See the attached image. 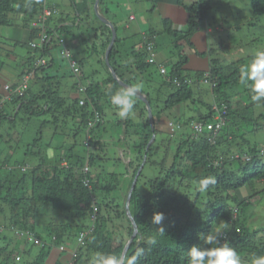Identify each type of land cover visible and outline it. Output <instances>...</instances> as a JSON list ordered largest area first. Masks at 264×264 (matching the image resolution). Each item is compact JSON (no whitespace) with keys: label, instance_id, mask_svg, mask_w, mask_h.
Segmentation results:
<instances>
[{"label":"trees","instance_id":"1","mask_svg":"<svg viewBox=\"0 0 264 264\" xmlns=\"http://www.w3.org/2000/svg\"><path fill=\"white\" fill-rule=\"evenodd\" d=\"M44 1L55 10L51 15L54 17L48 21L52 40L41 51L30 46L36 30L30 29L29 24L36 18ZM94 2L0 0V39L11 41L13 47L0 44V150L7 152L5 157L0 152V163H12L18 167L0 172V215L6 217V227L21 229L26 236L30 234L31 240L34 237L39 240L38 243L30 241L32 246H39L31 264H45L53 249L59 245L67 246L71 237H74L72 240L84 236L72 260L61 262L56 258L54 264H89L95 252L121 255L127 237L133 231L132 222L127 216L124 221L115 218L121 214L118 195L114 194L115 198L106 204V208L114 206L117 216L104 211L102 199L108 193H118L130 187L145 154L129 201L138 232L125 258L134 254L137 248H143L144 255L137 264H188V248L194 244L202 245L203 237L215 233L218 224L223 222L229 227L218 234L219 239L221 243L227 241L238 252L243 264H249L252 254L264 255V238L261 237L264 227L251 229L248 224L252 218L251 197L264 190V186L259 190L255 188V184L264 182V143H257L253 135L260 128L264 131V102L251 100L248 89L240 84L237 67L224 71L221 65H217L219 58L213 56L217 53L216 44L230 46L233 41L247 43L258 39L250 32L257 29L255 19L264 16V0H250L247 19L244 14L238 16L235 13L239 8L229 0H99L98 10L101 7L107 14L116 33L107 61L104 52L111 41L112 30L93 11ZM53 4L60 7L59 13ZM166 4L184 10L187 14L185 28L173 27L172 7L167 6V9ZM134 7L146 12L142 19L154 13L158 14L161 23L142 28L144 20L136 22ZM131 24L135 25L133 33L127 31ZM10 25L16 32L11 37L1 31ZM205 25L211 26V34L216 36H211V43H207L212 48L200 51L193 36ZM61 40L67 42L71 57L81 67L78 77L73 76L67 64L63 66L66 57H54V51L59 48L61 53L64 47ZM150 51L157 53L151 63L147 61ZM191 51L208 57L207 70L187 67ZM35 56H51L52 59L49 66L37 70L24 94H12L10 99L1 103L2 85L10 80L8 76L12 78L15 73V82H20L33 65ZM160 63L167 67L164 74L159 71ZM110 67L129 85L141 83L142 78L147 82L160 78L159 82L145 84L147 90L141 88V92L146 94L150 107L153 105L156 112L162 111L158 107L161 102L165 109H171L190 101L193 114L186 118L187 126L190 121L216 122L214 104L218 105L222 109L220 127L195 135L191 130L177 133L180 126L174 125L171 130L168 126L170 137L157 141L156 132L163 131L155 126L153 114L154 128H151L150 119L145 114L147 107L139 97L134 109L135 121L132 117H113L109 123L104 115V107H112L108 90L122 87ZM70 77L74 78L72 85L64 88L63 80ZM188 79L192 81L188 82ZM204 81L209 90H202ZM81 84L87 85L83 92L79 90ZM162 88L168 91L167 96ZM75 92L85 94L83 104L73 96ZM205 92L212 94L211 100L203 96ZM7 101L11 104L10 109L6 108ZM257 106L260 108L256 114ZM20 114L29 118L49 114L50 119L43 123L54 129L49 137L40 133L28 143L26 139L22 140L21 127L26 121ZM107 132L116 136V140L105 136ZM152 133L155 138L146 147ZM22 141L26 144L19 145L18 142ZM111 141L115 143L112 149L108 148L114 144ZM116 145L124 151L126 149L125 154H133L125 166L129 179L104 168V163L116 158L110 156L116 153ZM50 148L54 151L51 159L47 156ZM86 159L92 171L87 178L88 181L91 179L90 187L83 181L82 168ZM62 161L67 164L61 166ZM110 162L114 165L113 161ZM21 165L29 167L21 171ZM145 166L148 170L153 166L155 171L147 175L143 171ZM207 177L214 178L215 183L201 189L200 182ZM245 187L255 190L256 194L251 192L243 198L237 196ZM43 204H50L69 219L59 221L61 217H52L51 228L38 229L40 224L36 219ZM94 204L98 209H93ZM154 212L165 214L163 235L151 222ZM115 222H124L126 237L114 228ZM150 236L156 237L155 245L146 243ZM0 239L10 240L2 232ZM8 244L0 245V264H15L16 250L9 249ZM30 251L28 248L27 252Z\"/></svg>","mask_w":264,"mask_h":264},{"label":"rangeland","instance_id":"2","mask_svg":"<svg viewBox=\"0 0 264 264\" xmlns=\"http://www.w3.org/2000/svg\"><path fill=\"white\" fill-rule=\"evenodd\" d=\"M249 2H250V0H229V3H231L232 5H236L239 8V10L236 11L235 13L238 14V16L240 14H244L245 19H247V17L250 14ZM172 6H173L172 10H174L175 7H177L175 5H171L170 7H172ZM66 8L69 9V6ZM92 9L101 20L106 19V20L111 22V20H109L106 17L107 14L106 13L104 14L101 7H100L101 11L98 10V8L95 9V2H94ZM140 10H141V8H139V7L133 8V11L135 12L134 14H135L136 19H137L136 22H139V20H144L142 28H148V27H152V26L155 27V26H158L160 24V21L158 20V16L154 13H149V15L144 16L145 19H142V16L146 12L144 11V13H142V11H140ZM173 14H174V12H173ZM136 22L134 21L135 25H136ZM134 24H131L130 25L131 28H129L127 30L129 33H133L134 28H135ZM176 24L177 23H175L174 25H176ZM255 24H257V29L254 28V33L250 32V34H255V37H258V39H255L254 41L247 42V43L242 42L243 40L242 41L237 40V41H233L230 46H226V45L221 46L218 44L214 45L215 48L217 47V53H214L213 56L219 58L217 65H221L224 71H227L229 69V67H232V68L237 67V69L239 70L242 65L249 62L250 58L247 59L248 57L252 58V56L254 55V53L256 51L264 50V16H262L261 18H256ZM1 31L6 36H10V37L12 36V33L13 34L16 33L13 30V28L11 27V25L7 26V27L4 26ZM239 34H240V32H239ZM239 34H237V36H239ZM211 36L215 37L216 35L210 34V35H208L207 39L203 35H201V39H200V34L197 32L193 36L194 37L193 41L197 47H201L202 49L206 50L208 48H212V46L207 45V43L209 42L208 39ZM64 38L66 39V37H64ZM223 38H224V35H223ZM0 43L2 45H5L4 47H6V48L13 49L12 44H11L12 42L7 41L4 38L0 39ZM18 52L20 53V51H18ZM54 53L57 55V57H62L59 48L56 49L54 51ZM189 60L190 61H188V63H187L188 68H193L191 65L197 67L198 69H202L203 67H207V66L209 67V61H208L207 56H203V55L198 56L195 53L191 52L189 55ZM237 60H239L238 63H236ZM67 63H68L67 60H65L63 63V66L66 67ZM101 74L105 75V72L103 69L101 70ZM14 79H12V80L16 81ZM142 79H143V81H141V83H139V84L142 85V88L144 91L147 90V87L144 86L145 84L154 83L155 81L159 82V80H160V78H158V77L151 79V82L150 81L147 82L145 80V78H142ZM73 81H74L73 77L64 79L63 80L64 88L70 87L72 85ZM136 81H138V78ZM119 85H122V84H119ZM122 86H124V85H122ZM201 86H202V90H205V89L209 90V86H208L207 82H202ZM162 91H163L165 96H167L169 94L168 91L164 88H162ZM142 94L146 96L145 93H142ZM203 96L209 100L212 99V94L210 92H205V94ZM138 104L140 106H142V102H139ZM10 106H11V104L7 101L6 102V108L10 109ZM144 106H145V104H144ZM158 107L160 110H162L161 112H156V108L153 105L151 106V113L153 114V119L156 122L155 126H156L157 122L164 124V126H162L160 128L156 126L158 129H161L163 131L161 133L156 132L157 141L160 140V138L164 139V138L170 137L169 136L170 133L168 131L169 125L167 124V122L170 120H175V121L181 122L182 126L179 128L177 133H185V132L191 130L190 127L185 124L186 118H188L189 116H191L193 114V110H192L193 105L190 101H187L186 103L177 104L174 107H172L171 109L170 108L165 109V107H163V102L159 103ZM162 107H163V109H162ZM214 107H215L216 113H217L215 116V119H217V121H218L219 113L222 109L219 108V106L216 104H214ZM259 108H260L259 106L256 107V110H255L256 114L259 112ZM11 109H12V107H11ZM107 111L109 112V114ZM113 111L114 110L112 108L104 107V115H105V118L108 121H110L109 123H111V117L116 115ZM23 114L19 115V116H22L26 121V123H25L26 125L23 124L21 127V129H22V140L26 139V141L29 143L30 140L34 138V136H36V135L39 136L40 133H43L46 137H49L51 130H53L54 128H51V126H46L43 123L44 121H47L50 119L49 114H42L39 116H30V118L24 116ZM145 114L149 118L148 110ZM135 116H136V113H135ZM135 116L132 117L134 121L137 119ZM106 119H105V121H106ZM17 121H19V119ZM138 121H139V119H138ZM260 129L261 130H259V132L257 134H253V135L255 136V140L257 141V143H264V136H263L264 131H262L263 128H260ZM105 136H108L110 139L116 140V136H113L110 132L105 133ZM60 139H61V136H60ZM53 142L56 143L57 141L53 140ZM111 142L114 143V141H111ZM18 143H19V145H21V144L25 145L26 144L23 141L18 142ZM15 144H13V145H15ZM114 145H115V143L112 144L108 148L112 149V147ZM114 150L116 153H114V155L110 154L111 158H112V156H113V158H115V156H116L115 159L110 160V161L114 162V165H112V163L109 161V162L104 163V166H105L104 168L110 172L113 171V172L118 173L119 176H121L120 174H122L127 179H129V176H128L129 174H127L125 172V166H126V163H128L131 160V157H133V154L132 153H130L129 155L125 154L126 149L124 151V149L118 145H116ZM122 151L124 152V154ZM0 152L3 154L4 157L7 154V152L4 150H2V151L0 150ZM154 168L155 167L151 166L149 169L150 170V173H149V170L145 166L143 171L145 174L151 175L152 172L155 171ZM92 175L94 176L95 174L92 173ZM104 180H106V179H104ZM263 186H264L263 181L255 184V188L257 190H259ZM128 189H127V187H125L124 189L119 190L118 193H116V192L115 193H113V192L108 193L107 197H105V199H102L104 211L109 212L110 214H112L114 216H117V214L114 212V208H113L114 206H112V204H110V206H112V207L106 208V204L110 203L109 201L111 200V198H115V195H118V197H119L118 200H119V202H121V207H120V213L121 214L119 215V217H115V218L124 221L125 217H126L125 207H124V211H122L121 209L123 208L122 202H124V198H125V196H127L126 193L128 192ZM254 191L255 190L250 191L249 188L245 187L240 192L242 195L247 196V194H250L251 192H254ZM255 194L256 193L254 192L253 195H255ZM251 200L253 202V206L250 210V212H252V218H249L248 224L250 225V227H252L251 229L256 228V227L257 228H263L264 227V190L258 192L256 196H252ZM61 212L62 211L53 209L50 204L41 205L40 206V213L38 214L37 219H36V221L40 224V225H38V229H47L45 227L51 228L50 222L53 221L52 217H54V218L55 217L56 218L61 217V218H59V221L68 220L69 218L66 217V215H63V213H61ZM30 220H32V219H30ZM0 221H2V222L4 221V215H0ZM57 223H59V222H57ZM115 225L116 226L114 228L117 229L118 231H120L123 234V236L126 237L127 230H126V225L124 224V222H123V224L115 222ZM5 231L6 232L4 234L10 238V240H8V241H10L8 244L9 249L15 248L16 252L20 254V259H15V264H31L32 261L34 260V257L36 255L38 249H39V246H32L31 243L26 242V240L24 239V234L15 235V231L10 230V229H6V228H5ZM261 237L264 238V234H261ZM71 238H74V237H71ZM71 238H69L67 241L68 244L66 246V250L60 251V249H58V247H55L45 264H54V261L56 258L59 259L61 262L62 261L67 262L71 258V252L73 250H75V247H76L75 239L71 240ZM127 239H128V237H127ZM6 241L0 239V245H3V244L5 245ZM22 248H27V249L30 248L31 251L27 252V249L25 251H23Z\"/></svg>","mask_w":264,"mask_h":264},{"label":"clouds","instance_id":"3","mask_svg":"<svg viewBox=\"0 0 264 264\" xmlns=\"http://www.w3.org/2000/svg\"><path fill=\"white\" fill-rule=\"evenodd\" d=\"M35 2L40 3L41 0H35ZM98 2H99V0H98ZM44 4L46 7H49L53 10L52 13L50 15H48L46 17V19L43 21L42 17H41V12H42L43 7H41V9L36 14V18L33 19L29 24L30 29L34 28L36 30V36L30 41V46L33 47L34 49H40L41 51L44 48H46L49 45L50 40H52L53 35L48 33V31H49L48 30V21L52 17H54L51 15L54 13V10H55L53 7L46 5L45 1L43 2V5ZM53 5L55 6L56 11L59 13L61 11L60 7H58V5H55V4H53ZM97 8H98V5H97ZM37 16H38V19H37ZM133 17H134V15L131 16V18H133ZM42 22H43V25H42ZM33 23H35V24H33ZM208 28H210L209 32H211V26H209V25L203 27V29H200V30L207 32L206 29H208ZM200 30H198L197 32L199 33ZM41 31L47 34V40L45 42H43L42 44H36V45L32 46L31 43L33 41L34 42L37 41ZM7 41H9V40H7ZM60 42L63 43V45H64V47L61 48V51H62V49L65 48L69 52L68 57L63 56V57L67 58V62H68L67 67L71 70V73L73 74V76L75 75L78 77L80 75L79 73L81 70V67H80L78 61L71 57V49L68 48V46L66 44L67 42L64 43V42H62V40ZM3 46H5V45H3ZM106 50H107V48H106ZM106 50L104 52V59L106 57ZM151 52H153V51H150V54H148V56H147V61L150 63L155 61L154 58L152 61H150ZM46 55H48V54H46ZM61 55H62V52H61ZM155 55H157V53L154 52V56ZM54 57L57 58L56 55H54ZM107 57H108V54H107ZM51 59H52L51 56H35L34 57L35 61H34L33 65L24 74V76L22 77V80L20 82L17 83L13 80L6 81L2 85V88L4 90V94H3V97L1 99V103L10 99L12 94H17V95L24 94V92L29 87L28 85H29L30 80L31 81L33 80L34 75L37 72V70L49 66V64H50L49 61ZM40 60H43L44 63H40ZM72 63L74 64V66H72ZM161 67H164L166 71L161 72L160 71ZM159 71H160V73L164 74L167 72V67L164 64L160 63L159 64ZM239 72H240V77H239L240 84L248 89L250 96H251V100L254 102H264V50L256 51L254 53V55L252 56V58L249 60V62H247L246 64H244L240 67ZM24 80L26 82V88H23L22 91H20V92L17 91L16 88L19 87L20 84ZM126 84H128V83H126ZM5 85H8V88H5ZM86 87H87L86 84H81L79 86V90L81 92H83L86 90ZM141 88H142V85L139 83H136V84H132V85L122 86L115 91H112L111 89L108 90L107 95H108V98L110 101V105L112 106L111 108L114 110L115 114L120 119H127V118L135 116V110L134 109H135V105L137 103V99L140 95ZM76 97L79 98V104H83L84 99L86 98L85 94H82L80 92H79V94L76 95ZM151 118H152V116H151ZM151 122H152V119H151ZM170 122H172L174 125L178 124L180 127L182 125L180 121L170 120L167 123H170ZM191 122H194V121H190L188 126L190 127V129L192 131V128L190 125ZM169 130H171L170 125H169ZM47 156L49 159H51L54 156V151L51 148L48 149ZM245 159H248V157L245 156ZM63 162L64 161H62L60 163L61 166H65L67 164L66 161H65V164H63ZM84 166H87V167L89 166L87 159L85 160L83 167ZM28 167H29L28 165H24V166L21 165L19 168L21 171H24ZM13 168L17 169L18 167H17V165H14L12 163H4V164L0 163V172L10 171ZM91 172H92L91 168H89L88 174L85 175L83 173V168H82V173L84 175L83 181L86 178H88V176L91 174ZM90 181H91V179L88 181V185H86V184L85 185L90 187ZM214 183H215L214 178L207 177V178H204L200 182V187H201V189H204V188H207V186L209 184H214ZM241 190H243V189H241ZM241 190H239V193L237 194V196H240V198L247 197L248 194H247V196L242 195L240 192ZM93 209H98L96 204L93 205ZM125 211H126V208H125ZM126 216L128 217L127 213H126ZM94 217H95V214L91 216V219H94ZM165 218H166L165 214L162 212H154L152 217H151V222L157 227L160 235H163L165 233L164 227H163V221L165 220ZM136 227H137V224H136ZM228 227H229V225L227 224V222H223V223L218 224V226L215 230V233H210V234L203 237L202 245L201 244H194L190 248H188V250H187L188 264H243L242 258L240 257L238 252L232 246H230V244L227 241L221 243V241L219 239L218 234L220 232L224 231L225 229H228ZM5 228H8V227L5 226ZM10 230H12V229H10ZM0 231H2L1 227H0ZM13 231H15V235L24 234L21 231V229H16ZM137 232H138V228H137ZM29 237H30V234L27 236L24 234V239H26L28 241V243H30V241H32V240L34 242H37V243L39 242V240L36 237L32 238V240ZM83 237L84 236H81V237H78L77 239H75V242H76L75 249L82 244ZM129 238L130 237H128V239ZM128 239L126 240V242L128 241ZM126 242H125V244H126ZM6 243H9L8 240L6 241ZM146 243L148 245H155L157 243V239L155 236H150L147 238ZM125 244H124V246H125ZM58 249L66 250V246L59 245ZM22 250L25 251L26 249L22 248ZM74 253H75V250H73L71 252V258L68 260L69 262L72 260V256L74 255ZM15 255H17L15 257L16 259H20L19 253L16 252ZM143 255H144V249L143 248H137L136 251L134 252V254H132L131 256H129L127 258H125L122 254L116 255V254H111V253L95 252L91 255L90 260H89V264H137L139 258L142 257ZM249 264H264V255L252 254V256L249 260Z\"/></svg>","mask_w":264,"mask_h":264},{"label":"built area","instance_id":"4","mask_svg":"<svg viewBox=\"0 0 264 264\" xmlns=\"http://www.w3.org/2000/svg\"><path fill=\"white\" fill-rule=\"evenodd\" d=\"M52 11L53 10L51 8L46 7L44 4L42 12H41L42 20L44 21L46 19V17L52 13ZM33 24H35V23H33ZM42 25H43V22H42ZM46 40H47V34L41 31L37 41L36 42L33 41L31 43V45L34 46L36 44H42ZM61 52H62V56H66V57L69 56V52L67 49L64 48V49H62ZM153 57H154V52H151L150 61L153 60ZM40 63H44V61L40 60ZM72 66H74L73 63H72ZM160 71L165 72L166 70L164 67H161ZM5 88H8V85H5ZM23 88H26L25 80L20 84L19 87L16 88V90L20 92V91H22ZM220 124H221L220 123V115H219L218 121H216L215 123H212V122L201 123V122H196V121L190 123L192 131L195 135H198V133H201L204 130L208 131V130H212V129H214V130L218 129L220 127ZM169 125H170L171 129L175 128L174 124L172 122H170ZM175 126L178 127L179 125L177 124ZM63 164H65V162H63ZM88 172H89V168L87 166H84L83 167V173L86 175V174H88ZM85 184L88 185V179L87 178L85 179Z\"/></svg>","mask_w":264,"mask_h":264},{"label":"water","instance_id":"5","mask_svg":"<svg viewBox=\"0 0 264 264\" xmlns=\"http://www.w3.org/2000/svg\"><path fill=\"white\" fill-rule=\"evenodd\" d=\"M97 5H98V0H95V9H97ZM103 20H104L106 23H108V24L110 25L111 30H112V38H111V41H110V43H109V45H108V47H107V50H106V57H105V59H106V61H107V60H108L107 54L109 53V50H110V48H111V46H112V44H113V41H114V39H115V35H116V33H115V29H114L113 25L111 24V22L108 21V20H106V19H103ZM110 69L112 70L111 67H110ZM112 74H113L114 78H116V80H117L120 84H122V85H124V86L129 85V84H126L125 82H123V81H122V80L116 75V73L114 72V70H112ZM139 98L144 102V104H145L146 107H147L148 115H149V119H150V123H151V128L153 129L154 127H153V123L151 122V116H152V113H151V108H150V105H149V101H148L147 97H146L145 95H143L141 92H140ZM154 138H155V134L152 133V135H151V137H150V139H149V141H148L146 147H148V146L151 144V142L154 140ZM144 160H145V154H144L143 161H142L140 167L138 168V170H137V172H136V175L134 176V179L132 180V183H131V185H130V187H129V190H128V193H127V199H126V205H125V208H126V213H127L128 217L130 218V220H131V222H132V225H133V231H132V234H131L130 238L128 239V241L126 242L125 246L123 247V250H122V253H121V254H122L124 257H125V253H126L128 247H129V245L131 244V241L133 240V237L135 236V234H136V232H137V227H136L135 220H134V218H133V216L131 215L130 210H129V201H130V196H131L132 190H133V188H134V186H135V184H136L137 175L139 174V172H140V170H141V168H142V166H143Z\"/></svg>","mask_w":264,"mask_h":264},{"label":"crops","instance_id":"6","mask_svg":"<svg viewBox=\"0 0 264 264\" xmlns=\"http://www.w3.org/2000/svg\"><path fill=\"white\" fill-rule=\"evenodd\" d=\"M171 5H173V4H166L165 6V8H167V6H171ZM176 6V5H175ZM168 9V8H167ZM172 9H173V6H172ZM171 12L172 13H170V15H172V17L175 19L174 20V23H173V27L174 28H177V29H181V28H185L186 27V25H187V14L184 12V10H182L180 7H175V9L174 10H171ZM173 12H174V14H173ZM157 16H158V14H157ZM149 18V17H148ZM158 20L160 21V18L158 17ZM161 23V22H160ZM175 23H177L176 25H174ZM212 30H213V28L211 27V32H212ZM206 31L207 32H205V31H202V30H200L199 31V34H200V39H201V35H203L206 39L208 38V35H210L211 34V32H209L210 31V28H208V29H206ZM215 38V37H214ZM202 41V40H201ZM208 41H209V39H208ZM208 43H211L210 41L208 42ZM198 49L200 50V51H204V49H202L201 47H198ZM191 52H193V51H191ZM190 52V53H191ZM193 53H195V52H193ZM196 54V53H195ZM190 55V54H189ZM197 55V54H196ZM198 56H200V55H198ZM190 61V60H189ZM208 61H209V59H208ZM193 68H190V69H194V70H196V69H198L197 67H195V66H193V65H191ZM209 67L207 66V67H203L201 70H207ZM200 70V69H199ZM11 76H12V74H10ZM16 74L14 73V75H13V77L12 78H10L8 75V78L10 79V80H12V79H14V76H15ZM76 92L75 93H73V96L74 97H76ZM108 112V111H107ZM108 114H109V112H108ZM113 117H115L114 119H118L119 117L118 116H113ZM113 117H111V118H113ZM113 119V120H114ZM155 122V121H154ZM156 123V122H155ZM156 126L157 127H162V126H164V124L163 123H159V122H157V124H156ZM123 152V151H122ZM2 215V214H1ZM6 218V217H5ZM5 218H4V221L2 222V221H0V227L2 228V231H0V233L2 232V235L6 232L5 231V226H6V224H5ZM3 225V226H2ZM6 229H8V228H6ZM6 241V240H5Z\"/></svg>","mask_w":264,"mask_h":264},{"label":"bare ground","instance_id":"7","mask_svg":"<svg viewBox=\"0 0 264 264\" xmlns=\"http://www.w3.org/2000/svg\"><path fill=\"white\" fill-rule=\"evenodd\" d=\"M192 81L191 79H188V82ZM142 93V92H141ZM169 125V123H167ZM144 158V157H143ZM136 175V174H135ZM138 176V175H137ZM134 179V178H133ZM127 198V197H126Z\"/></svg>","mask_w":264,"mask_h":264}]
</instances>
